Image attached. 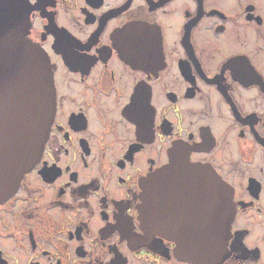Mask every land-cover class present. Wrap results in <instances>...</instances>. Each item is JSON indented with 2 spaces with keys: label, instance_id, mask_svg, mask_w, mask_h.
Wrapping results in <instances>:
<instances>
[{
  "label": "flooded vegetation",
  "instance_id": "obj_1",
  "mask_svg": "<svg viewBox=\"0 0 264 264\" xmlns=\"http://www.w3.org/2000/svg\"><path fill=\"white\" fill-rule=\"evenodd\" d=\"M24 1L53 116L0 201V264H264V0Z\"/></svg>",
  "mask_w": 264,
  "mask_h": 264
},
{
  "label": "water",
  "instance_id": "obj_2",
  "mask_svg": "<svg viewBox=\"0 0 264 264\" xmlns=\"http://www.w3.org/2000/svg\"><path fill=\"white\" fill-rule=\"evenodd\" d=\"M29 28L24 0H0V201L14 193L24 174L34 164L46 141L53 116L52 77L46 67L45 56L27 38ZM168 170H176L174 161ZM165 172L159 170L146 181L151 185V197L157 196V185ZM214 184L215 212L219 214L218 206L223 203L226 218L233 219L231 197L226 194L219 196V192L224 190L216 177ZM146 197L148 190L143 192L138 207L141 224L145 223L147 215ZM227 228V221L215 220L209 250L219 256L213 263L219 262ZM190 238L200 241L203 236L200 233ZM203 247L193 246V254L203 253ZM180 252L187 255L183 248ZM186 258L193 264H202V260L192 254Z\"/></svg>",
  "mask_w": 264,
  "mask_h": 264
}]
</instances>
